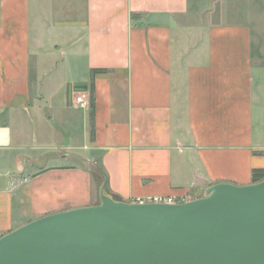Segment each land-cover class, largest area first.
<instances>
[{"label":"crops","instance_id":"obj_1","mask_svg":"<svg viewBox=\"0 0 264 264\" xmlns=\"http://www.w3.org/2000/svg\"><path fill=\"white\" fill-rule=\"evenodd\" d=\"M255 168L264 0H0L1 234L100 204L104 181L193 200Z\"/></svg>","mask_w":264,"mask_h":264},{"label":"water","instance_id":"obj_2","mask_svg":"<svg viewBox=\"0 0 264 264\" xmlns=\"http://www.w3.org/2000/svg\"><path fill=\"white\" fill-rule=\"evenodd\" d=\"M98 205L34 219L0 238V264H264V179L218 182L181 203Z\"/></svg>","mask_w":264,"mask_h":264},{"label":"rangeland","instance_id":"obj_3","mask_svg":"<svg viewBox=\"0 0 264 264\" xmlns=\"http://www.w3.org/2000/svg\"><path fill=\"white\" fill-rule=\"evenodd\" d=\"M63 51L69 53V49L67 48H63L60 52H63ZM82 65H83V61L79 62V64L77 65L79 68L76 70L73 68H67L66 66L65 67L66 69L62 68L64 69L62 71L59 66V68L57 67V69L53 71V75H54L53 77H58L60 80L64 77L71 81H78V80L85 79L84 77H86V73H84V68L82 67ZM64 91L66 92V90Z\"/></svg>","mask_w":264,"mask_h":264},{"label":"built area","instance_id":"obj_4","mask_svg":"<svg viewBox=\"0 0 264 264\" xmlns=\"http://www.w3.org/2000/svg\"><path fill=\"white\" fill-rule=\"evenodd\" d=\"M76 102L81 104L82 106L86 105V99L84 95H80L76 97ZM189 201L188 197L183 196H156L155 198L148 200V201H140V202H165V203H181ZM3 234L0 233V238Z\"/></svg>","mask_w":264,"mask_h":264},{"label":"trees","instance_id":"obj_5","mask_svg":"<svg viewBox=\"0 0 264 264\" xmlns=\"http://www.w3.org/2000/svg\"><path fill=\"white\" fill-rule=\"evenodd\" d=\"M103 71V70H99ZM264 179V169L255 168L252 173V182H258Z\"/></svg>","mask_w":264,"mask_h":264}]
</instances>
